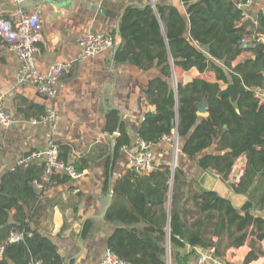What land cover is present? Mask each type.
I'll return each instance as SVG.
<instances>
[{"label": "trees", "instance_id": "obj_1", "mask_svg": "<svg viewBox=\"0 0 264 264\" xmlns=\"http://www.w3.org/2000/svg\"><path fill=\"white\" fill-rule=\"evenodd\" d=\"M183 1L188 6L189 22L176 7L158 6L167 40L151 7L140 13L129 11L120 28L117 61L161 67V76L149 81L146 90L156 111L146 113L139 139L155 145L177 129L179 139L185 140L182 152L188 157L213 148L197 165L204 171L215 170L225 179H229L237 159L246 156L245 172L233 188L248 196L255 209L241 211L217 192L200 187L196 181L188 182L180 167L172 173L169 165H159L149 174L129 168L115 183L106 211L105 220L115 225L108 247L127 264H194L191 258L199 256L197 248L214 247L215 255L222 257L229 247L243 245L252 234V250L246 257L249 262L257 252L262 253L255 242L264 238V217L255 213L264 210V103L255 96L256 88H264V41L259 39L264 36V12L256 15L257 28L252 32L241 27L244 9L239 2L246 0ZM144 14L148 16L146 23L132 31L130 24L142 26L137 18ZM149 23L150 30H145ZM246 35L254 39L243 45ZM113 36L117 37L116 33ZM241 54L246 57L234 64ZM173 65L186 71L196 67L200 73L212 70L217 82L195 77L187 84L178 81L174 87ZM220 82L246 86L238 99L239 111L229 95L219 94ZM205 98L207 115L199 114L198 106ZM107 118L108 131H120L115 146L118 152L131 144V138L118 110L111 109ZM62 148L60 157L67 161L70 149ZM89 165L85 158L74 162L80 173ZM44 172V163L16 165L1 179L0 244H6L3 263L64 264L52 240L32 228L43 209V194L35 183L42 182ZM51 179L58 183L73 180L64 173ZM195 183L199 190L192 193ZM15 232L23 238L9 242Z\"/></svg>", "mask_w": 264, "mask_h": 264}, {"label": "crops", "instance_id": "obj_2", "mask_svg": "<svg viewBox=\"0 0 264 264\" xmlns=\"http://www.w3.org/2000/svg\"><path fill=\"white\" fill-rule=\"evenodd\" d=\"M159 5L176 7L189 22L188 6L183 0H28L20 7L16 3L0 0L2 17H15L21 10L39 14L43 37L35 62L40 74H45L54 64L70 63L62 73L58 96L48 98L41 95L34 84L17 82L19 59L15 53L1 46L0 37V99L16 120L9 127L0 125V182L5 173L14 169L19 159L45 149L51 140L59 145V156L63 153L62 146L69 147L68 162L69 159L74 163L85 158L90 164L79 178L70 182L53 181L47 183L43 190L35 183L44 201L32 228L52 240L64 264H101L108 239L115 230V225L105 220L112 201L107 198L113 195L115 183L130 168V156L139 150V130L146 113L156 111V106L148 102L146 90L149 81L161 76V67L157 64L144 68L116 60V52L122 42L120 28L129 11L140 13L151 7L167 40L165 25L158 12ZM244 8L256 19L260 11L264 12V0H248ZM147 18L146 14L142 18L138 16L142 26L131 23L130 29H141ZM144 28L150 30V23ZM87 31L116 33L118 43L94 58L82 60L77 39ZM245 57L241 54L234 64ZM173 70L176 82L184 83L185 74L217 82L216 73L212 70L200 73L196 67L186 71L175 65ZM175 80L173 77L174 87L177 85ZM220 83L221 87L225 85ZM48 109H54L56 116L37 123L32 121ZM111 109L119 111L124 129L131 138V144L118 152L115 146L120 131L111 133L107 128V115ZM178 143L177 167L187 173L188 182L199 183L200 177L208 172L231 183L233 171L239 169L235 184L245 172L246 156L237 159L229 179L221 177L215 170L204 171L197 161L204 154L213 152V148L190 158L182 152L185 140L179 139ZM150 148L158 166L165 164L173 167L172 155L175 151L166 136ZM199 186L202 187L200 183ZM199 186L193 184L192 193L198 191ZM192 203V200L189 201L190 205ZM15 212V209L11 211L12 214ZM255 213L264 217V210H256ZM252 241L250 234L243 245L229 247L222 257L210 255L206 264H264V238L255 242L256 249H261L262 253L257 252L255 259L246 261L252 250ZM190 250L187 248V251ZM197 250L199 255L207 252L203 248ZM195 259L191 258V262L194 263ZM0 264L14 263L11 260L3 263L0 259Z\"/></svg>", "mask_w": 264, "mask_h": 264}, {"label": "built area", "instance_id": "obj_3", "mask_svg": "<svg viewBox=\"0 0 264 264\" xmlns=\"http://www.w3.org/2000/svg\"><path fill=\"white\" fill-rule=\"evenodd\" d=\"M16 3L18 5L26 0H3ZM246 2H239V6L243 8L242 23L247 19H256L244 8ZM257 22V21H256ZM0 37L1 46L15 53L19 59L17 68V82L20 84L32 83L36 86L38 92L48 98L58 96L61 84L62 73L70 66V63H61L52 65L45 74H40L35 62V55L40 50V43L43 37V24L39 14L21 10L17 16L2 17L0 16ZM254 36L246 35L242 39L243 45H248ZM260 40L264 41V36H260ZM81 48L80 59L94 58L102 52L112 49L117 43L118 38L109 33H99L87 31L78 39ZM255 96L264 103L263 88L255 89ZM54 109H48L47 112L39 118H34V123L46 121L56 116ZM15 117L11 110L6 106L5 102L0 99V125L9 127L15 123ZM173 145L176 154V163L173 165V171L177 167V153L179 136L174 132L173 135L166 136ZM44 163L45 172L42 182H37L40 190L46 188V183H51L52 176L56 173H64L71 176L74 180L82 174L77 171L74 163H70L61 159L59 156V145L51 140L45 149L33 151L18 160L17 165L28 166L31 163ZM129 167L140 174H149L158 166L155 162L154 152L144 141H140L139 150L133 153L129 158ZM40 201H44V196L40 197ZM23 238L22 233H12L8 239L9 242H15ZM5 243L0 244V259H3ZM215 248L210 247L207 252L200 254L194 261V264H206L210 255L215 254ZM34 264H44L42 261H36ZM101 264H127V261L119 257L109 247L105 250Z\"/></svg>", "mask_w": 264, "mask_h": 264}, {"label": "water", "instance_id": "obj_4", "mask_svg": "<svg viewBox=\"0 0 264 264\" xmlns=\"http://www.w3.org/2000/svg\"><path fill=\"white\" fill-rule=\"evenodd\" d=\"M28 0H26L24 3L20 4V6H22L23 4L27 3ZM241 27L243 28H250V30L252 32L256 31L257 28V22L254 21L253 19H247L246 21H244L241 24ZM96 32V31H95ZM174 80L175 78V74H173ZM194 77L191 74H185V78H184V84H187L191 81H193ZM175 84H177L176 80H175ZM177 87V86H176ZM246 90V86L241 85V86H237L234 83H229L224 85L221 88L220 91V95H229L231 101L233 102L234 106L237 108V111H239L238 108V99L239 96L242 92H244ZM199 114H206L207 113V99L205 98L203 100V102L199 103ZM175 133L178 135L177 129H175ZM70 163H73L72 159H69ZM174 171L172 170V173ZM233 180L231 183H227L222 179H217L215 176L211 175L208 172H205L199 179V183L200 185H202V187H204L207 190H212L217 192L220 196H222L223 198H226L228 200L231 201V203L233 204L234 207H236L237 209L241 210V211H247V210H251L254 206H253V202H251L247 196L243 195V194H239L237 193L235 190L232 189V186L234 184V181L237 179V175L240 173L239 169H235L233 171ZM112 194L109 195V197L107 198V200L109 201V198H111L112 200ZM169 250H170V245H169ZM31 257L29 256L28 259H30ZM170 262V259H169Z\"/></svg>", "mask_w": 264, "mask_h": 264}, {"label": "rangeland", "instance_id": "obj_5", "mask_svg": "<svg viewBox=\"0 0 264 264\" xmlns=\"http://www.w3.org/2000/svg\"><path fill=\"white\" fill-rule=\"evenodd\" d=\"M173 152H174V149H173ZM172 162H173V165L176 163V154L175 153H173V155H172ZM177 162H178V156H177ZM173 167L171 166V169H173Z\"/></svg>", "mask_w": 264, "mask_h": 264}]
</instances>
